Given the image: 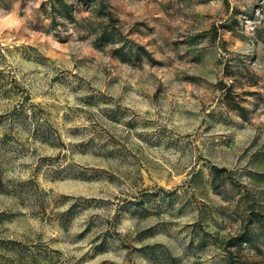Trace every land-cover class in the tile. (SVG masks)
<instances>
[{
    "label": "rangeland",
    "instance_id": "374dc122",
    "mask_svg": "<svg viewBox=\"0 0 264 264\" xmlns=\"http://www.w3.org/2000/svg\"><path fill=\"white\" fill-rule=\"evenodd\" d=\"M0 264H264V0H0Z\"/></svg>",
    "mask_w": 264,
    "mask_h": 264
}]
</instances>
